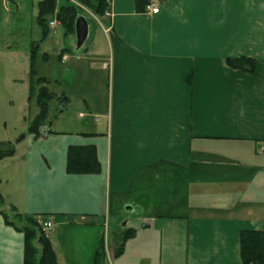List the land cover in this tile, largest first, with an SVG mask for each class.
<instances>
[{
  "label": "crops",
  "instance_id": "0c3cea01",
  "mask_svg": "<svg viewBox=\"0 0 264 264\" xmlns=\"http://www.w3.org/2000/svg\"><path fill=\"white\" fill-rule=\"evenodd\" d=\"M137 1L110 0L95 32L87 21L76 58L56 52L95 119H46L36 135L21 113L0 126L15 148L0 159V195L54 224L57 264H92L102 235L104 264H242L240 232L264 231V0H155V14ZM240 57L252 72L226 65ZM52 93L67 98L64 112L68 96ZM87 145L99 172L68 173V147ZM126 229L114 256L111 238ZM23 260V232L0 215V264Z\"/></svg>",
  "mask_w": 264,
  "mask_h": 264
},
{
  "label": "rangeland",
  "instance_id": "374dc122",
  "mask_svg": "<svg viewBox=\"0 0 264 264\" xmlns=\"http://www.w3.org/2000/svg\"><path fill=\"white\" fill-rule=\"evenodd\" d=\"M39 1L41 0H15L16 6L9 4L7 6L5 2L2 3L0 0V126L3 128L6 124L8 131L11 130V126L16 125L22 115L32 119L33 115L37 114L38 108L35 97H31L24 105L22 102H17L24 93H29L28 75L31 63H33L37 78L45 77L49 80L47 88L50 91L59 94L63 90L69 98L70 102H68L65 111L62 113L59 111L61 105L57 100L53 99L50 102L47 120L52 121L53 127H59V125L70 127L78 123L86 124V121L90 122L93 118H96L89 114L87 108L79 106L76 101H73L74 97L81 92V88L77 85L76 80L75 82L72 78L70 79L68 70L70 68L68 62L71 61L73 56L75 57L79 52H83V46L87 45L88 42L85 41L81 49L77 48L75 33L64 35V29L57 22L55 16L47 17V23L54 21L55 24L46 25L48 34L43 38L42 30L37 23V4ZM61 5L77 6L80 8L81 16H84L88 21L91 30L95 32L100 29V26L96 23L100 18L93 15L88 8L80 5L75 0H57V8ZM59 47H67V53L70 52V55H72L63 66L56 55L60 51ZM34 48L36 52L33 59H31V51ZM42 84L43 82L40 81L36 89L41 87ZM22 88H24V91ZM104 108L100 104L95 109L103 111ZM58 112L59 118L57 116ZM79 112L84 113L83 116H80ZM79 120L80 122H78ZM5 133H7V130H5ZM5 210L7 211L6 208ZM110 217H112V214ZM111 240L113 241V236Z\"/></svg>",
  "mask_w": 264,
  "mask_h": 264
},
{
  "label": "trees",
  "instance_id": "16d2710c",
  "mask_svg": "<svg viewBox=\"0 0 264 264\" xmlns=\"http://www.w3.org/2000/svg\"><path fill=\"white\" fill-rule=\"evenodd\" d=\"M80 5L88 8L90 12L101 18L109 8L110 0H75ZM148 3L146 0H138L136 9L140 11ZM80 8L75 5L59 6L57 0H41L37 4V23L42 30L43 38L48 34L46 29L47 17L55 16L57 22L64 29V35L75 33L76 19L82 15ZM36 50L31 51L33 59ZM226 65L234 69L252 72L254 60L251 58H228ZM33 63L29 69V97H35L38 108L37 114L28 124V133L36 135L39 127L46 123L49 103L54 99L59 102L62 111L67 103L65 96H55L47 88L48 79L36 77ZM41 87L36 89L39 82ZM38 82V83H37ZM14 143L9 141L0 142V159L11 156L14 153ZM100 167L96 159L95 148L87 146H69L66 153V171L70 174H94L99 172ZM0 215L6 224L24 234V260L23 264H57L49 239L41 231L37 219L43 217H30L20 214L13 206H7L0 195ZM7 209V211L5 210ZM134 234L133 229H126L113 235L112 248L114 256H118L124 248L125 242ZM240 257L242 264H264V231L242 230L239 235ZM105 254L103 250V235L101 236L93 255L92 264H104Z\"/></svg>",
  "mask_w": 264,
  "mask_h": 264
},
{
  "label": "built area",
  "instance_id": "2783aa9c",
  "mask_svg": "<svg viewBox=\"0 0 264 264\" xmlns=\"http://www.w3.org/2000/svg\"><path fill=\"white\" fill-rule=\"evenodd\" d=\"M145 9H146V11L155 14L159 10V3L157 1H155V0H151L145 5ZM109 14L110 13L107 10L104 15L108 16ZM49 24L50 25H54L55 22L51 21ZM37 221H38V223H39V225L41 227V231L44 233L45 236H48V233L53 228L54 224L51 221H45V220H42V219H37Z\"/></svg>",
  "mask_w": 264,
  "mask_h": 264
},
{
  "label": "water",
  "instance_id": "95a60500",
  "mask_svg": "<svg viewBox=\"0 0 264 264\" xmlns=\"http://www.w3.org/2000/svg\"><path fill=\"white\" fill-rule=\"evenodd\" d=\"M88 33V25L84 16H79L75 22V37L77 40V47H80L85 41ZM143 227H147L144 225Z\"/></svg>",
  "mask_w": 264,
  "mask_h": 264
}]
</instances>
